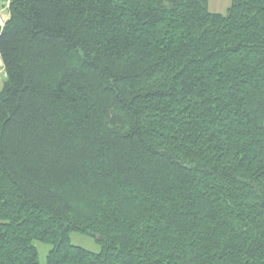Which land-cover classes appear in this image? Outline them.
Listing matches in <instances>:
<instances>
[{
	"label": "trees",
	"instance_id": "1",
	"mask_svg": "<svg viewBox=\"0 0 264 264\" xmlns=\"http://www.w3.org/2000/svg\"><path fill=\"white\" fill-rule=\"evenodd\" d=\"M0 2V264H264V0Z\"/></svg>",
	"mask_w": 264,
	"mask_h": 264
},
{
	"label": "rangeland",
	"instance_id": "2",
	"mask_svg": "<svg viewBox=\"0 0 264 264\" xmlns=\"http://www.w3.org/2000/svg\"><path fill=\"white\" fill-rule=\"evenodd\" d=\"M231 0H208L207 8L210 12L225 14L230 6ZM1 6V2H0ZM72 244L83 247L87 250L98 252L101 249L100 243L96 236L84 235L79 232L72 231L69 234ZM38 252V261L40 264H45L46 255L51 245L35 240L33 242Z\"/></svg>",
	"mask_w": 264,
	"mask_h": 264
},
{
	"label": "built area",
	"instance_id": "3",
	"mask_svg": "<svg viewBox=\"0 0 264 264\" xmlns=\"http://www.w3.org/2000/svg\"><path fill=\"white\" fill-rule=\"evenodd\" d=\"M6 7L7 5L0 7V28L4 26L6 19H7ZM5 78H6V75L4 73L2 61L0 57V81L4 80Z\"/></svg>",
	"mask_w": 264,
	"mask_h": 264
},
{
	"label": "crops",
	"instance_id": "4",
	"mask_svg": "<svg viewBox=\"0 0 264 264\" xmlns=\"http://www.w3.org/2000/svg\"><path fill=\"white\" fill-rule=\"evenodd\" d=\"M3 81V80H2ZM0 84H1V81H0Z\"/></svg>",
	"mask_w": 264,
	"mask_h": 264
}]
</instances>
